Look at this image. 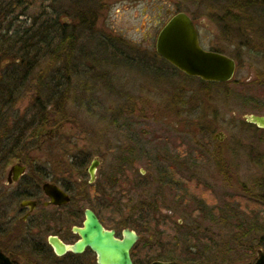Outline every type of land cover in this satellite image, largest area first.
I'll list each match as a JSON object with an SVG mask.
<instances>
[{
    "label": "rangeland",
    "instance_id": "rangeland-1",
    "mask_svg": "<svg viewBox=\"0 0 264 264\" xmlns=\"http://www.w3.org/2000/svg\"><path fill=\"white\" fill-rule=\"evenodd\" d=\"M227 2L220 0L209 16L191 1L102 0L96 34L81 41L72 62L71 84L80 99L67 104L64 123L35 137L39 144L30 151L35 169L30 173L26 165L27 173L46 169L85 205L99 201L101 191L111 198V185L129 195V203L119 195L124 205H156L149 216L154 229L138 231L137 248L150 262L172 251L196 264H245L262 248L264 207L248 200L261 194L264 128L240 121L264 115V12H251L250 22L241 23L248 42L229 44L233 38L224 39L215 23ZM180 8L192 18L200 46L222 49L236 62L232 81L210 88L212 109L200 121L188 100L199 81L183 79L153 56L158 31ZM94 42H104L106 53ZM27 102L17 106L20 112ZM193 103L202 110L201 101ZM94 156L100 162L91 186L87 167ZM158 173L168 183L160 184ZM108 210L106 224L129 212H114L109 204Z\"/></svg>",
    "mask_w": 264,
    "mask_h": 264
},
{
    "label": "trees",
    "instance_id": "trees-1",
    "mask_svg": "<svg viewBox=\"0 0 264 264\" xmlns=\"http://www.w3.org/2000/svg\"><path fill=\"white\" fill-rule=\"evenodd\" d=\"M181 1L203 5L209 16L213 9L220 7V0ZM227 1V5H222V12L215 17L220 34L227 41L233 38L229 44L235 41L240 44L248 42L246 30L241 28L243 26L241 23L250 22L251 12H264V0ZM102 4V0H0V167L5 168L9 160L17 157L24 160L22 163L33 172L32 169L35 168L32 165L30 151L34 145L39 144L36 138L43 130L50 131L67 120L65 116L67 104L75 103L76 99H80L71 84V77L75 74L72 62L74 56L78 54L77 47L81 41H91L92 39L89 40L91 35L96 34L98 11L102 8ZM179 11L187 13L182 8ZM238 31L240 32L237 35ZM103 44L104 42L99 46L102 48ZM101 51L106 53L104 47ZM213 51L224 53L222 49ZM107 54L115 57L111 50ZM153 56L159 58L156 51ZM160 60L183 79L199 81L198 93H191V99L188 97V100H191L190 104L192 103L190 105L192 112L199 111V121L206 116L208 109H212L213 95L210 88L223 87L232 81L202 82L198 78L185 76L163 59ZM175 98L182 104L187 103L178 97ZM25 99H28L27 105L20 112L17 106ZM195 101L202 102V110L199 105L193 103ZM240 122L244 126H254L244 120ZM29 138L32 139L30 142L27 141ZM82 167L81 164L77 166L79 169ZM159 173L158 182L168 183L165 176ZM115 186L107 187L110 189L108 193L111 198L103 199L104 192L101 191V194H97L99 200L111 201L109 207L114 209V212L120 213L121 208H128L129 212L123 214V218L118 221L112 219L109 225L121 223L138 231H143L144 228L154 229L149 216L153 214L152 210L156 205L145 201L128 205L129 195L126 193L122 195L121 188L116 190ZM259 186L261 188L259 197L256 196L255 199L248 201L253 202L255 206L259 204L264 207V176L259 179ZM120 194L122 200L128 202H124L125 205L119 201ZM102 216L103 220L110 221L107 215ZM252 232L254 229L250 228L247 233L252 234ZM263 239V237L259 239L257 246L264 249ZM256 251L252 258L256 256ZM141 255L138 252L133 254L135 264L152 262L147 256ZM153 259L196 264L192 260L178 258L172 251Z\"/></svg>",
    "mask_w": 264,
    "mask_h": 264
},
{
    "label": "flooded vegetation",
    "instance_id": "flooded-vegetation-1",
    "mask_svg": "<svg viewBox=\"0 0 264 264\" xmlns=\"http://www.w3.org/2000/svg\"><path fill=\"white\" fill-rule=\"evenodd\" d=\"M93 159H96L99 165L100 157L94 156ZM13 166H16V169H13ZM26 169L27 166L20 160L13 162L9 168L0 167V252L11 264H98L95 252L89 247L79 253L67 250L59 255L49 243L50 237L57 238L65 245L77 242L80 236L73 230L75 227H83L87 209L95 214L103 229L114 231L116 239L123 238L125 229L138 235V240L130 250V260L135 264L133 254L142 252L137 248L141 233L121 223L113 226L106 224L102 215L109 211L108 202L105 205L104 201L99 200L85 205L84 201L73 199L70 187L59 185L51 179L46 169H40L32 175L27 173ZM96 172L97 168L92 181L88 177L91 186L96 185ZM45 183L59 187L67 193L69 201L53 202L43 189ZM255 259L256 257L251 258L245 264L254 263Z\"/></svg>",
    "mask_w": 264,
    "mask_h": 264
},
{
    "label": "water",
    "instance_id": "water-1",
    "mask_svg": "<svg viewBox=\"0 0 264 264\" xmlns=\"http://www.w3.org/2000/svg\"><path fill=\"white\" fill-rule=\"evenodd\" d=\"M197 30L192 18L183 11L171 15L161 26L155 39V51L159 58L182 72L189 78H198L203 82L223 83L233 79L236 62L233 58L200 46ZM246 122L258 128H264V115H245ZM223 133L219 132L215 138L221 141ZM98 161L93 159L88 167L91 181L95 178ZM16 169V166L12 167ZM18 168V167H17ZM23 169V167H20ZM43 189L53 202L65 203L69 201L67 193L54 184L45 183ZM80 239L72 245H65L57 238L50 237L49 243L55 253L65 251L79 253L89 247L96 254L98 264H132L130 250L138 240V235L128 229L123 230V238L116 239L114 231L103 229V226L91 210H85L83 227H75ZM0 264H11L9 259L0 252ZM150 264H187L178 261L154 260ZM264 264V249L258 248L254 263Z\"/></svg>",
    "mask_w": 264,
    "mask_h": 264
},
{
    "label": "bare ground",
    "instance_id": "bare-ground-1",
    "mask_svg": "<svg viewBox=\"0 0 264 264\" xmlns=\"http://www.w3.org/2000/svg\"><path fill=\"white\" fill-rule=\"evenodd\" d=\"M203 82V81H202ZM248 123V122H247ZM250 124V123H249ZM116 238V237H115ZM171 261H174V260H171Z\"/></svg>",
    "mask_w": 264,
    "mask_h": 264
}]
</instances>
